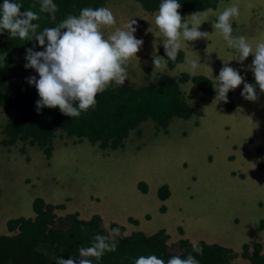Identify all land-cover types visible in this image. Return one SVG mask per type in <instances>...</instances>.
I'll use <instances>...</instances> for the list:
<instances>
[{
  "label": "rangeland",
  "instance_id": "1",
  "mask_svg": "<svg viewBox=\"0 0 264 264\" xmlns=\"http://www.w3.org/2000/svg\"><path fill=\"white\" fill-rule=\"evenodd\" d=\"M234 3L239 5L240 15L231 21L232 35H244L255 46L257 41L264 40V0H232L230 5ZM220 4L221 1L214 9L184 19L189 27L202 22L199 30L208 32V37L196 41L181 38L182 62L169 68L166 58L160 54L164 48L162 34L155 25L156 13L142 10L135 0H108L105 7L113 11L117 23L104 29L105 36L134 19L133 26L137 29L134 35L144 41L137 57H132L127 64L125 84L138 87L154 81L159 74L174 77L181 72L190 74L189 58L210 48L216 53L221 52L219 49L223 52L213 59L214 68L223 67L230 59L228 65L236 67L232 60L238 56V51L229 48L213 27L218 14L228 5L219 7ZM154 52L162 56L157 67L152 61ZM252 59L250 54L243 64L239 63V72L246 82L255 84L254 75L247 68ZM200 71L211 73V63H201ZM219 71L215 69V77ZM180 88L193 108L191 118H173L166 133L156 132L151 120L143 121L138 126L140 135L135 130L129 131L123 146L113 150L99 149L85 140L78 142L59 129L49 159L38 147L28 143L0 144V232L11 234L5 227L7 219L32 217L31 200L40 197L45 203L61 206L53 210L58 224L68 223L72 213H76L77 218L85 217L90 209L87 215L100 214L104 228L109 220L124 226L123 235L133 230L149 235L164 228L170 252H178L180 239L205 243L209 236L218 241H233L241 252L242 247L255 244L264 254V207H257L258 200H244L245 184L237 174H231L242 163L239 154L249 152L246 149L256 145L246 144L243 149L237 136L244 133L249 123L239 113L251 114L247 110L234 111L235 105L240 107L244 99L243 83L227 93L232 103L230 111L224 108L225 102L215 101L214 89L210 95H202L189 81L180 83ZM256 92L257 99L248 102L264 105V92L258 86ZM14 114L0 108V125L11 120ZM2 138L0 128V140ZM259 161L264 164V157ZM254 177L264 179V167H260ZM139 181L145 183V192L136 186ZM162 184L168 185L170 194L159 202L156 189ZM251 193L255 194L253 189ZM259 201L264 203V197ZM164 204L165 208L160 211L159 207ZM130 218L137 220V224H129ZM106 234L113 235L108 229ZM226 249L229 263L237 264L239 255L230 254L236 250ZM239 264L247 263L241 259Z\"/></svg>",
  "mask_w": 264,
  "mask_h": 264
},
{
  "label": "trees",
  "instance_id": "2",
  "mask_svg": "<svg viewBox=\"0 0 264 264\" xmlns=\"http://www.w3.org/2000/svg\"><path fill=\"white\" fill-rule=\"evenodd\" d=\"M108 0H53L58 11L53 15L41 12V0H13L22 5L21 11L31 10L39 19L37 33L47 27H55L68 15H79L84 7L98 8L106 5ZM146 12L158 11L162 0H135ZM221 0H178L182 17L186 14L214 9ZM3 0H0V4ZM32 34L27 39L11 37L7 31L0 33V108L14 111L13 118L0 125L3 146L14 145L17 141L37 146L49 159L53 149V139L59 129L66 136L74 137L81 142L87 141L100 149H116L123 146L129 131L135 130L140 135L138 126L141 122L151 120L155 131L167 132L173 118L187 120L192 117L193 108L184 96L180 83L189 81L202 95H210L213 91L211 81L204 75L179 73L178 77L159 74L147 84L135 87L129 84L121 86L114 82L103 92L98 93L96 104L82 111L78 117L63 115L59 108H43L36 112V101L39 99L34 85L27 82L28 77L37 76L34 69L24 67L26 49L42 51ZM160 54L167 60L169 68L182 62L183 52L180 50L175 59L166 56L164 50ZM225 108L229 111L232 103L228 101ZM22 151V150H20ZM136 186L145 192L144 182ZM170 194L167 184L157 187L159 200H165ZM54 208L61 206L45 203L40 197L31 201L32 217H16L7 219L5 226L11 234H0V264H57V258L79 257V249L89 247L93 238L106 234L103 219L99 214L89 219L77 218L76 213L69 214V222H56ZM164 207L161 205L159 210ZM129 224H137V220L128 219ZM119 228L113 234L117 247L114 252L105 254L93 264H134L140 256L156 255L165 261L173 256L186 258L191 253L199 264H230V255L226 248L218 244H207L198 241L203 254L192 251L188 239L178 241V252H170L166 244L167 235L159 229L149 235L133 230L123 235L124 226L114 222L108 230ZM249 248L242 247L241 256L250 264H264V254L255 244ZM230 254H235L231 252Z\"/></svg>",
  "mask_w": 264,
  "mask_h": 264
},
{
  "label": "clouds",
  "instance_id": "3",
  "mask_svg": "<svg viewBox=\"0 0 264 264\" xmlns=\"http://www.w3.org/2000/svg\"><path fill=\"white\" fill-rule=\"evenodd\" d=\"M229 2L224 3L221 0L219 7L228 5L218 14L213 27L229 48L238 51L235 59L241 64L250 54L253 55L251 65L247 68L253 73L255 84L246 82L238 70L224 63L213 82L215 101L227 103V93L242 83L241 95L249 101H255L256 87L264 92V40L257 41L253 46L246 36L232 35L231 21L240 15V10L238 4L230 5ZM21 8L22 5L13 0H3L0 4V33L7 31L11 37L18 36L20 39H27L31 33L43 47L42 51L27 48V62L24 65L26 69H34L38 74V78L35 75L26 78L38 92L37 114L45 107H58L63 115L78 117L82 111L93 107L98 93L105 91L113 82L118 86L125 84L128 79L127 64L132 57H137L144 43L134 35L137 30L133 26L136 24L134 19L105 36L104 29L117 23L113 11L104 6L84 7L79 15L70 14L57 26L47 27L37 33L39 25L33 23L39 19L37 13L31 10L21 11ZM180 8L178 0H162L158 11L151 12L156 13L155 25L162 34V50L173 60L181 50V38L184 41H196L208 37V32L199 30L202 22H195L189 27L184 21L195 13L182 17L178 11ZM40 11L54 16L58 6L53 0H41ZM161 59L162 56L153 53L155 67L160 65ZM198 67V61L191 62L193 72ZM119 231V228L112 229L113 234H118ZM190 243L193 252L203 254V248L198 241L192 240ZM116 247L114 236L97 234L91 246L79 249L78 258L59 257L57 264H93L89 257L99 260L105 252H114ZM134 264H165V261L156 255H149L140 256L135 259ZM166 264H199V261L189 253L186 258L173 256Z\"/></svg>",
  "mask_w": 264,
  "mask_h": 264
},
{
  "label": "crops",
  "instance_id": "4",
  "mask_svg": "<svg viewBox=\"0 0 264 264\" xmlns=\"http://www.w3.org/2000/svg\"><path fill=\"white\" fill-rule=\"evenodd\" d=\"M230 2H229V4H230ZM186 19H187V17H186ZM248 40H249V42L254 43L251 39H248ZM219 50L221 52H219V53L217 52L216 53L215 49L210 48V49L205 50V51L197 52L196 54L191 56L189 58V65H188L189 66L188 70L190 72V75L204 74L211 81V85H213V79L215 77V73H214L215 69H220L221 70V68H222V67L216 68V66L214 68L213 65H212V64L216 63L215 60L213 61V59L214 58H219L218 55L219 54L220 55L223 54L222 49H219ZM222 57H226V56H222ZM235 58L232 60V63L237 64V65H236V67H233V68L239 71L240 70V65H239L240 62L237 59H235ZM194 60L199 62V67L195 70V72H193V70L191 68V62L194 61ZM229 61H231V59L228 60V63H229ZM203 62H210L211 63V66H212V72L211 73H203L202 71H200V64L203 63ZM213 68H214V70H213ZM211 75H212V78H211ZM212 89H214L213 86H212ZM212 93H213V91H212ZM214 94H216L215 91H214ZM239 105H240V107L235 105L236 107L234 108V111L243 112L244 110H247L251 114L239 113V115L243 119L247 120V122H249V123L246 125L244 133H238L237 136H238V138L240 140V143L243 144V149H245V145L246 144L247 145L248 144H256V145L252 146V147L250 146L249 148H247L246 150L249 151V152H247V153L243 152V154H239L240 156H242V158H240L242 163L240 165H237L235 167L236 172H232L231 174L232 175H236L237 174L238 177L241 179L240 182L243 185L245 184V187H244V189L242 191L244 200H246L247 202H250L249 201L250 199L258 200L257 207L261 208V207H259V205H262V207H264V203L262 201H259V199H260V197H264V179H256L254 176H255V172L257 170L259 171L260 167H264V164H262L259 161L261 157H264V105L260 106V105L250 104L248 102V100L245 99V98L243 99L242 103H239ZM245 105H250L251 107L249 109H246L244 107ZM252 153H253V156L251 155ZM258 155H260V156H258ZM249 156H251V158H249ZM254 156H258V157H254ZM252 189H253V192L255 194L251 193ZM156 191H157V189H156ZM159 202H161V200H159ZM164 208H165V204H164ZM89 210L86 211V216L82 217V219H89L92 215L98 214V213L92 212V215L88 216L87 214L89 213ZM137 219L139 220L140 218H137ZM111 221L112 220H109L110 223H111ZM163 230L165 231V233H167V231L164 228H163ZM261 230H263L262 227H261ZM139 231H141V230H139ZM0 234H2V232H0ZM204 241L207 244H216L217 243L218 245L226 247V248H229V249L233 248L234 250H236L233 253H236V254L239 255V256H237V258L239 259V262L242 259L243 263L250 264L249 261L246 258H243L242 256H240L241 249L238 250V246L234 245L233 241H230L228 239H224L222 241H218V240L213 239V238H211L209 236H206V240H204ZM250 250H251V248L249 247V251ZM239 262H236V263L239 264Z\"/></svg>",
  "mask_w": 264,
  "mask_h": 264
},
{
  "label": "bare ground",
  "instance_id": "5",
  "mask_svg": "<svg viewBox=\"0 0 264 264\" xmlns=\"http://www.w3.org/2000/svg\"><path fill=\"white\" fill-rule=\"evenodd\" d=\"M164 57V56H163ZM56 136V135H55ZM32 146H35V145H32ZM37 147V146H36Z\"/></svg>",
  "mask_w": 264,
  "mask_h": 264
}]
</instances>
